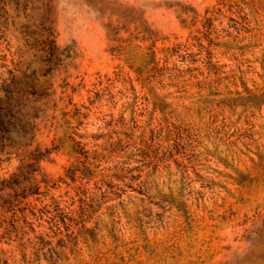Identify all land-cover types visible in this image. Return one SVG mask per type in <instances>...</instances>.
Returning <instances> with one entry per match:
<instances>
[{"label":"rangeland","instance_id":"obj_1","mask_svg":"<svg viewBox=\"0 0 264 264\" xmlns=\"http://www.w3.org/2000/svg\"><path fill=\"white\" fill-rule=\"evenodd\" d=\"M51 5L55 42L72 59L65 72L51 77V99L36 119L31 147L53 148L41 162L47 179L62 176L75 155L72 148L79 147L73 141L92 150L95 144L103 148L109 136L130 137L134 146L124 154L114 146L118 153L103 171L121 180L112 187L89 183L88 207L71 204L66 186L53 189L61 201L52 205L53 219L42 216L15 240H0V264H264V105L252 108L243 99L236 103L244 105L231 108H178L173 116L181 138L160 143L157 155L166 153L153 164L150 152L140 155L136 149L139 131L144 127V138L151 137L149 129L166 124L168 115L133 98L124 77H134L129 66L140 62V53L126 60L119 50L148 45L142 39L147 31L159 36L156 46L203 33L216 44L210 67L214 89L228 96L263 93L264 0H51ZM19 19L10 12L0 27L1 77L20 55L29 57ZM195 65L204 75L202 64ZM15 165L14 159L0 163V177Z\"/></svg>","mask_w":264,"mask_h":264},{"label":"trees","instance_id":"obj_2","mask_svg":"<svg viewBox=\"0 0 264 264\" xmlns=\"http://www.w3.org/2000/svg\"><path fill=\"white\" fill-rule=\"evenodd\" d=\"M10 12L22 19L18 23L24 29L26 42H29L25 50L29 57L20 55L6 70L7 75L0 76V163L11 159L16 161L14 168L0 177V240L7 241L24 234L25 228H32L42 216L53 219L52 211L55 208L52 207L61 201L52 190L60 184L69 189L71 204L75 203L81 209L88 207L87 203L93 198V193L87 188L89 183L112 187L114 180H121L117 175L103 171L111 154L118 153L114 146L119 145L120 154L134 146L130 137L113 140L109 136L103 148L95 144L92 150L85 149V144L79 140L73 141V146L79 147L72 148L75 155L57 180L58 184L47 179L41 162L48 158L53 148L41 150L31 147L37 130L36 119L45 112L51 99L52 78L65 72L68 58H72L55 42L50 19L51 0H0V27H5ZM145 38L150 41L146 46L137 45L132 50L124 46L119 50L126 60H129V54L140 53V62L129 66L134 77H124L134 92L133 98L139 97V104H150L151 110L163 117L168 115L166 124L157 122L149 129L150 133H155L151 137L144 138V127L139 131L136 149L140 155L150 152L148 156L153 164L160 163L165 156L166 152L157 155L156 149L160 143L173 141L176 144L181 138L182 132L173 116L178 108H231L237 104L244 105L236 103L243 99H247L249 102L245 104L252 108L264 105V92L247 95L237 92L228 96L214 89L210 67L215 63L212 45L216 44L212 38L204 37L203 33L195 34L189 38L190 41L166 46H156L159 39L156 33L147 31L142 39ZM196 63H201L206 69L204 75ZM117 74L122 75L121 72ZM198 76H202L203 80ZM134 83L138 85L137 90L133 87ZM188 98L191 99L188 102L190 106H185L183 101ZM73 134L82 138L77 133ZM105 191L114 194L111 190ZM41 207H50V210L43 212Z\"/></svg>","mask_w":264,"mask_h":264}]
</instances>
